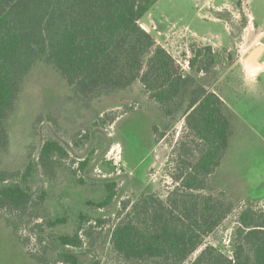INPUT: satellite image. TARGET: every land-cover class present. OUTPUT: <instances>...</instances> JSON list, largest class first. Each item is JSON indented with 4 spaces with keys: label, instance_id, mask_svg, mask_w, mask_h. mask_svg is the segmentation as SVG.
<instances>
[{
    "label": "rangeland",
    "instance_id": "rangeland-1",
    "mask_svg": "<svg viewBox=\"0 0 264 264\" xmlns=\"http://www.w3.org/2000/svg\"><path fill=\"white\" fill-rule=\"evenodd\" d=\"M141 26L194 84L166 106L150 99L139 82L83 103L51 66L37 64L7 121L9 146L0 152V172L23 175L31 164L29 186L38 203L39 195L45 201L25 214L0 209V264H67L60 261L64 249L57 237L79 226L84 245L70 249L78 264H130L110 245V230L125 201L148 192L166 199L175 188L177 160L196 140L185 113L197 86L216 93L234 123L231 148L207 194H225L235 206L197 254L210 244L230 255L240 212L247 206L264 209V72L251 79L244 68L250 52L264 46V0H159ZM209 46L215 60L211 68L200 61L192 69L193 50ZM49 140L58 141L69 156L50 181L39 166ZM109 183L116 184V198L109 207L97 208L93 204L105 198ZM58 218L66 223L51 226Z\"/></svg>",
    "mask_w": 264,
    "mask_h": 264
},
{
    "label": "trees",
    "instance_id": "trees-1",
    "mask_svg": "<svg viewBox=\"0 0 264 264\" xmlns=\"http://www.w3.org/2000/svg\"><path fill=\"white\" fill-rule=\"evenodd\" d=\"M158 1L0 0V152L9 146L7 121L39 63L51 66L83 103L127 91L139 82L150 99L166 106L192 86L194 78L141 26ZM193 51L190 67L201 61L210 69L215 61L212 47ZM190 97L185 119L196 140L177 160L175 188L166 199L148 192L135 202L125 201L120 220L110 230V245L130 264H264V209L253 206L238 216L230 255L210 244L197 254L235 209L227 195L207 194L211 177L231 148L234 123L216 93L197 86ZM68 157L58 141H46L39 156L45 178L52 180ZM87 165L86 160L80 167ZM32 168L29 164L23 175L0 172V209L25 214L45 201V195H39L38 203L29 186ZM115 187L106 184L105 198L93 205H112ZM65 223L58 218L50 225ZM81 230L79 226L57 237L64 249L60 261L78 264L70 249L83 247Z\"/></svg>",
    "mask_w": 264,
    "mask_h": 264
},
{
    "label": "water",
    "instance_id": "water-1",
    "mask_svg": "<svg viewBox=\"0 0 264 264\" xmlns=\"http://www.w3.org/2000/svg\"><path fill=\"white\" fill-rule=\"evenodd\" d=\"M263 54L264 46H258L245 58L244 67L249 78L255 79L264 72V63H259Z\"/></svg>",
    "mask_w": 264,
    "mask_h": 264
},
{
    "label": "crops",
    "instance_id": "crops-1",
    "mask_svg": "<svg viewBox=\"0 0 264 264\" xmlns=\"http://www.w3.org/2000/svg\"><path fill=\"white\" fill-rule=\"evenodd\" d=\"M210 2H211V0H207V4H210ZM216 11L220 12V11H222V8L217 7V8H216ZM248 21H249V24H250L251 28L254 29L253 25L251 24V19H249ZM261 36H263V33H261L260 37H261ZM259 63H260V61H259ZM244 68H245V67H244ZM245 71H246V70H245Z\"/></svg>",
    "mask_w": 264,
    "mask_h": 264
}]
</instances>
